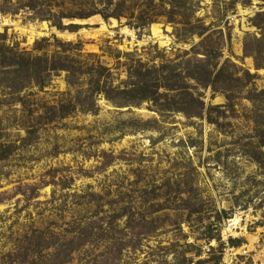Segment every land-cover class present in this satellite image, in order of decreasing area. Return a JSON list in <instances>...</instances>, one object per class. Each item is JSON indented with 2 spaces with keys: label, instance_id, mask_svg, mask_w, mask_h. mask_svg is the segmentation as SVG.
I'll list each match as a JSON object with an SVG mask.
<instances>
[{
  "label": "rangeland",
  "instance_id": "374dc122",
  "mask_svg": "<svg viewBox=\"0 0 264 264\" xmlns=\"http://www.w3.org/2000/svg\"><path fill=\"white\" fill-rule=\"evenodd\" d=\"M0 264H264V0H0Z\"/></svg>",
  "mask_w": 264,
  "mask_h": 264
},
{
  "label": "trees",
  "instance_id": "16d2710c",
  "mask_svg": "<svg viewBox=\"0 0 264 264\" xmlns=\"http://www.w3.org/2000/svg\"><path fill=\"white\" fill-rule=\"evenodd\" d=\"M57 27L59 28L60 26H57ZM69 47H70V45H69ZM34 63H36V64L38 63L39 64V67L42 68L41 71L46 70V71H55V72L58 71V72L73 73L71 71L70 67L65 66V64L61 63V62L60 63H56V65H54V66H48L49 63L47 61L39 59V60L34 61ZM31 66H33V65H30V67ZM206 66L208 67V65H206ZM49 68H50V70H49ZM203 69H206V68L203 67ZM203 72L208 74V76L207 75L203 76L205 78L204 81L210 82L211 73L209 74L207 70L203 71ZM219 75L220 74H217V76H215V77L218 78ZM146 76H149V72L148 71L144 74V77L141 78L140 81H137L136 83L134 82L135 84H133V86H132L134 94H140L142 92L145 93V91H147L149 89H152V87L150 86L151 82H149L150 78H147ZM208 82H206V83H208ZM146 99L147 100H152L153 98H150V97L147 96Z\"/></svg>",
  "mask_w": 264,
  "mask_h": 264
},
{
  "label": "bare ground",
  "instance_id": "6f19581e",
  "mask_svg": "<svg viewBox=\"0 0 264 264\" xmlns=\"http://www.w3.org/2000/svg\"><path fill=\"white\" fill-rule=\"evenodd\" d=\"M2 26L4 27V26H15V25H13V24H11L10 22H8V21H2ZM26 30V29H25ZM31 32H34V29L33 30H31ZM30 31H29V33H31ZM43 32H44V29L42 30V31H39L38 32V34L39 35H42L43 34ZM154 33V32H153ZM154 35H159V33L158 32H155L154 33ZM62 37H65V38H72V35H68V34H62L61 35ZM156 37V36H155ZM239 220L238 219H235L234 221H231L230 222V228L227 230V232H232L233 230H235L236 229V226H238L239 225Z\"/></svg>",
  "mask_w": 264,
  "mask_h": 264
}]
</instances>
